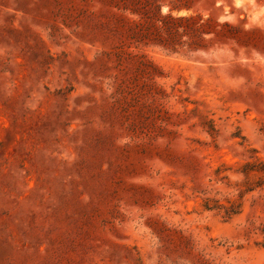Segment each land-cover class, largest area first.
<instances>
[{"label":"rangeland","instance_id":"374dc122","mask_svg":"<svg viewBox=\"0 0 264 264\" xmlns=\"http://www.w3.org/2000/svg\"><path fill=\"white\" fill-rule=\"evenodd\" d=\"M0 264H264V0H0Z\"/></svg>","mask_w":264,"mask_h":264}]
</instances>
